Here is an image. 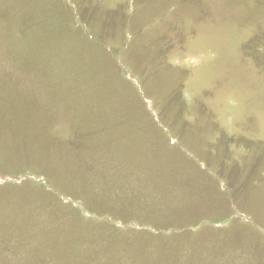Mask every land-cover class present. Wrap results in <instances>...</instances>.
<instances>
[{
	"label": "rangeland",
	"instance_id": "1",
	"mask_svg": "<svg viewBox=\"0 0 264 264\" xmlns=\"http://www.w3.org/2000/svg\"><path fill=\"white\" fill-rule=\"evenodd\" d=\"M0 264H264V0H0Z\"/></svg>",
	"mask_w": 264,
	"mask_h": 264
},
{
	"label": "crops",
	"instance_id": "2",
	"mask_svg": "<svg viewBox=\"0 0 264 264\" xmlns=\"http://www.w3.org/2000/svg\"><path fill=\"white\" fill-rule=\"evenodd\" d=\"M243 207V206H242ZM243 208H247V206L245 205V207H243ZM247 214H251V212L250 211H247ZM246 214V215H247ZM252 215V214H251ZM248 216V215H247ZM252 216H254V215H252Z\"/></svg>",
	"mask_w": 264,
	"mask_h": 264
}]
</instances>
